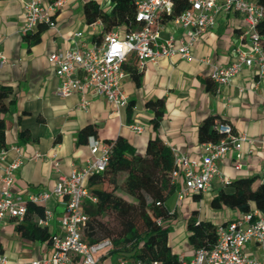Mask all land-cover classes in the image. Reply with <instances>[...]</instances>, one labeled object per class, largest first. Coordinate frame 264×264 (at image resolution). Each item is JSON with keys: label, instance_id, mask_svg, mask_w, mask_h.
I'll return each mask as SVG.
<instances>
[{"label": "crops", "instance_id": "obj_1", "mask_svg": "<svg viewBox=\"0 0 264 264\" xmlns=\"http://www.w3.org/2000/svg\"><path fill=\"white\" fill-rule=\"evenodd\" d=\"M89 1L92 0H70L56 15L57 29L38 24L26 36L22 33L25 22L23 1L0 0V50L8 58L0 67V85L13 89L7 99L13 103L2 115L9 145L6 160L11 162L19 157L23 160L15 172V192L27 194L52 190L60 174L68 175L74 167L94 159L89 141H80L81 131L88 125L96 128L97 134L93 136L102 143L121 135L139 155L146 153L151 139L159 137L171 148L195 158L202 152L199 126L209 116L224 119L237 132L257 140L252 154L248 153L250 144L243 143L244 157L240 169L234 165L233 151L223 157L220 160L223 173L232 180L250 176L260 178L264 167V80L259 78L255 66L244 65L231 83L217 85L211 78L212 67L201 60L211 57L215 62L228 64L235 59L236 47L244 45L241 15L237 12L221 13L216 25L194 44L192 60L179 55L162 56L141 70L135 56H130L127 66L135 63L141 76L137 81L126 69L128 75L123 86L129 94V102L116 108L95 91H89L85 97L90 104L83 108L81 93L58 94L61 79L50 56L71 48L73 36L80 30L84 31V40L90 43L100 40L99 32L104 31L102 25L97 26L96 32L87 22L85 6ZM94 1L106 11L113 6L111 0ZM182 31L173 23H166L162 37L167 38L171 33L178 36ZM121 32L125 34L124 29ZM157 99L164 100L165 112L159 127L155 128V111L148 102ZM133 122L143 125L144 132L133 131L129 127ZM91 176L86 178V185L90 189L101 188L102 184L91 186ZM180 183L183 186V181ZM1 184L0 173V188ZM221 188L231 189L222 187L216 178L214 186L202 192L201 199H198V193L180 199L177 192L169 198L168 205L174 214L164 224L170 229L169 243L179 258L191 259L195 252L190 241L189 220L192 217L219 226L240 212L229 207L219 210L212 207V199ZM64 201V197L53 196L46 202L53 218L49 226H41L48 228L49 237L33 238L18 228L20 224H39L42 215L36 212L23 220L5 217L0 224V253L7 257L5 264H30L50 256L51 237L61 230ZM247 250L252 255H262L260 246L254 241ZM117 259L105 255L101 263L115 264Z\"/></svg>", "mask_w": 264, "mask_h": 264}, {"label": "built area", "instance_id": "obj_2", "mask_svg": "<svg viewBox=\"0 0 264 264\" xmlns=\"http://www.w3.org/2000/svg\"><path fill=\"white\" fill-rule=\"evenodd\" d=\"M24 3L25 22L22 33L27 35L38 24L57 29L56 15L62 11L70 0H22ZM136 20L140 26L125 30L118 27L112 31H100V40L90 43L84 40V31H77L73 36V46L67 50L56 51L50 59L61 79L58 94L68 96L81 93V107L87 108L90 101L85 95L95 91L114 107L119 108L129 102V94L124 89V80L128 75L125 64L130 56H135L137 66L143 70L149 62L156 63L160 57L179 55L185 60L194 58L193 46L209 29L213 28L221 13L237 12L243 19L242 39L244 45L235 49V59L222 64L211 57L201 60L212 67L211 78L217 85L229 84L243 70L244 65L255 66L258 76L264 80V46L258 24L264 17V8L257 0H189L190 7L178 17L163 21L174 12L175 0H135ZM166 23H173L182 28L180 35L171 33L162 37ZM101 21L91 24L94 31ZM98 32V31H96ZM8 58L0 50V67ZM264 109V94L262 97ZM129 127L137 132H144V126L130 123ZM215 127L222 133L219 141L203 142L202 152L198 157L173 149L176 169L173 179L183 181L178 190V197L183 199L191 193H201L214 186L217 178L222 187L231 184L220 165V160L233 151L234 165L242 167L244 142L250 144L248 153L255 151L257 140L245 133L237 132L231 123L217 121ZM94 159L84 165L76 166L70 174H60L52 190H39L27 194L14 190L15 172L23 164L22 158L6 160L8 149L0 151V224L5 217L23 220L31 204L44 206V215L39 224L49 226L53 212L46 208L51 197H64L65 210L60 218L61 230L51 237L52 253L50 256L33 261L30 264H102L103 256L112 248L111 239L89 243L85 239V228L89 215L85 211L88 202L96 203L97 197L91 193L85 180L89 175L104 171L109 162L110 148L95 136L89 139ZM264 180V167L261 172ZM217 243L210 248L195 249L191 259L179 258L180 264H264V213L253 207L248 212L240 211L233 219L218 226ZM256 242L262 251L261 257L252 255L247 246ZM0 263H7V257L0 253ZM116 264H128V260L118 257ZM158 264V262H156Z\"/></svg>", "mask_w": 264, "mask_h": 264}, {"label": "trees", "instance_id": "obj_3", "mask_svg": "<svg viewBox=\"0 0 264 264\" xmlns=\"http://www.w3.org/2000/svg\"><path fill=\"white\" fill-rule=\"evenodd\" d=\"M257 1L264 8V0ZM111 2L112 8L106 11L97 1H89L85 6L87 22L91 25L101 21L104 31L118 27L128 31L140 26L136 20L135 0ZM188 7L189 0H175L174 12L164 17L163 21L178 17ZM258 30L264 46V17L258 24ZM125 69L137 81L140 80L141 71L135 63L129 67L125 64ZM12 92L11 87L0 85V151L9 148L6 121L2 115L13 103V100L7 101ZM148 106L155 111L153 123L158 128L165 112V102L163 99L151 100ZM217 121L225 120L209 116L201 123V143L219 141L224 137V133L215 127ZM96 134V128L88 125L82 129L80 141L87 142ZM105 143L110 148L109 162L104 171L91 176V186L102 184V187L90 189L97 202H88L85 206L89 215L85 239L89 243L111 239L113 248L108 255L126 258L128 264H180L179 256L169 243L170 229L164 224L174 214L168 200L181 187V183L173 179L176 169L173 149L159 137L150 140L144 155L137 154L135 147L121 135ZM123 174L126 177L121 182ZM228 187L231 189L221 188L213 197V208L229 207L248 212L254 206L264 213V180L261 177H240L232 180ZM197 197L201 199L202 192ZM32 212L44 215V206L31 204L25 217ZM105 215L111 216L113 221H105L102 218ZM18 228L33 238L50 236L48 228L38 223L20 224ZM189 229L190 241L195 249L210 248L217 243L218 226L213 222L192 217Z\"/></svg>", "mask_w": 264, "mask_h": 264}, {"label": "rangeland", "instance_id": "obj_4", "mask_svg": "<svg viewBox=\"0 0 264 264\" xmlns=\"http://www.w3.org/2000/svg\"><path fill=\"white\" fill-rule=\"evenodd\" d=\"M125 177H126V174H123V175L121 176V178H120V181L123 182L124 179H125ZM102 218H103L105 221L110 222V223L113 221V220H112V217L109 216V215H105V216H103ZM115 264H116V263H115Z\"/></svg>", "mask_w": 264, "mask_h": 264}]
</instances>
